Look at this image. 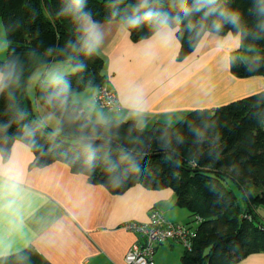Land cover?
Masks as SVG:
<instances>
[{
	"label": "trees",
	"instance_id": "16d2710c",
	"mask_svg": "<svg viewBox=\"0 0 264 264\" xmlns=\"http://www.w3.org/2000/svg\"><path fill=\"white\" fill-rule=\"evenodd\" d=\"M49 2L54 15L44 0H0L7 35V59L0 60V72H11L0 90L4 158L21 140L35 155L33 166L65 162L114 194L137 184L173 189L177 205L189 211L192 221L200 218L193 249H183V264H235L264 252V223L256 210L264 206V91L191 111L176 125L156 123L144 129L134 121L95 122L72 96L108 83L105 60L97 49L91 55L82 49L73 0ZM140 2L83 0L81 11L97 23H123L134 41L165 25L177 28L179 59L194 51L206 32L239 34L240 53L229 62L232 73L241 78L264 76V0H217L220 9L238 14L235 24L219 13L205 17V9L196 10V0H188L187 15L178 0H149L147 8L137 11ZM145 11L156 15L135 28L127 25L129 18L142 17ZM58 57H70L75 67L59 77L67 91L55 79L42 78L35 95L59 119L54 131L27 108L24 88L34 70Z\"/></svg>",
	"mask_w": 264,
	"mask_h": 264
},
{
	"label": "crops",
	"instance_id": "0c3cea01",
	"mask_svg": "<svg viewBox=\"0 0 264 264\" xmlns=\"http://www.w3.org/2000/svg\"><path fill=\"white\" fill-rule=\"evenodd\" d=\"M2 22L0 17L4 61L7 35ZM95 25L102 40L97 51L105 60L106 86L119 101L106 112L95 102L97 88L74 93L73 101L82 103L95 122L134 121L144 129L156 123L176 125L191 111L264 91V76L241 78L231 71L229 62L241 49L239 34L206 32L194 51L179 59L177 28L165 25L134 41L119 21ZM47 67L42 78L51 69ZM65 70L55 68L57 73ZM35 100L38 103L36 96ZM11 146L6 158L0 149V264H127V251L140 236L124 228L126 223L147 222L152 209L175 224L192 221L189 211L177 205L173 189L137 184L114 194L65 162L33 166L35 155L21 140ZM176 243L180 244L170 240L159 246L155 263L171 264L169 255L178 261L184 250L176 249ZM235 264H264V252Z\"/></svg>",
	"mask_w": 264,
	"mask_h": 264
},
{
	"label": "built area",
	"instance_id": "2783aa9c",
	"mask_svg": "<svg viewBox=\"0 0 264 264\" xmlns=\"http://www.w3.org/2000/svg\"><path fill=\"white\" fill-rule=\"evenodd\" d=\"M95 102L101 109L111 111L118 107L119 101L115 92L104 85L98 88ZM157 209L149 213V220L143 224L131 221L124 228L137 233L140 239L135 242L126 255L127 264H156L154 254L156 249L170 240H177L185 250L193 249L194 239L200 218L188 224H175L164 217Z\"/></svg>",
	"mask_w": 264,
	"mask_h": 264
},
{
	"label": "clouds",
	"instance_id": "9594fccd",
	"mask_svg": "<svg viewBox=\"0 0 264 264\" xmlns=\"http://www.w3.org/2000/svg\"><path fill=\"white\" fill-rule=\"evenodd\" d=\"M149 0H141L139 8H147ZM197 5L199 7L196 9L199 11L201 8L205 9L204 16L209 17L216 13L235 24L238 21V14L234 12H226L223 9H220L217 4V0H196ZM73 4L76 12V20L80 24V31L82 33V49L84 50L86 55H91L101 44V36L97 32V28L95 22L91 20V16L88 13L82 12L83 0H73ZM178 6L180 10L187 15L190 11L188 6V0H178ZM156 15L152 11H145L143 16H134L127 20V25L129 27L135 28L140 25L141 22L150 21L153 16ZM214 27L219 28V24H214ZM83 67V65H81ZM11 76V72L4 73L0 72V90L7 86V80ZM55 83L64 84V91H67V83L63 81L61 78H55Z\"/></svg>",
	"mask_w": 264,
	"mask_h": 264
},
{
	"label": "rangeland",
	"instance_id": "374dc122",
	"mask_svg": "<svg viewBox=\"0 0 264 264\" xmlns=\"http://www.w3.org/2000/svg\"><path fill=\"white\" fill-rule=\"evenodd\" d=\"M36 58V57H35ZM34 60V58L32 59ZM38 60V59H37ZM56 66H65L66 70L62 71L60 73L55 72V68ZM47 66H43V67H39L38 70H34V72L32 73V75L30 76L28 82H26V96H28V100L30 102V108L34 111V113L39 117V119L42 121V123L51 128L54 131H57L59 128V119H57V117L51 113L49 110L45 109L44 107H42V105L38 102H36L35 100V95H36V83L39 81V79H42V74L43 72H46L45 70H47ZM50 71L48 72V75L45 78V81H50L60 77L62 75L68 74V73H72L75 70L74 64L71 62V60H64V61H57V62H53L50 64ZM38 79V81H37ZM28 105V103H27ZM29 107V106H28ZM27 107V108H28ZM45 110V111H44ZM104 110V109H103ZM105 111V110H104ZM45 112V113H43ZM107 112V110H106ZM150 127V126H149ZM258 212V215L261 219V222L264 223V206H258V208L256 209ZM176 249H179L180 252L185 249L184 246L182 244L176 243L174 244ZM175 249V250H176ZM180 254L178 253V261L175 260L171 255H169L168 257V263L171 264H180L182 263L181 259H180Z\"/></svg>",
	"mask_w": 264,
	"mask_h": 264
},
{
	"label": "water",
	"instance_id": "95a60500",
	"mask_svg": "<svg viewBox=\"0 0 264 264\" xmlns=\"http://www.w3.org/2000/svg\"><path fill=\"white\" fill-rule=\"evenodd\" d=\"M44 2L46 3V5L48 6V8L51 10V12H52V14L54 15V11H53V9H51V5H50V2H49V0H44ZM68 59H70V57H58V58H54V59H51V60H49L48 62H50V63H53V62H57V61H64V60H68ZM43 65V64H42ZM26 84V83H25ZM27 85V84H26ZM26 85H25V88H24V92H25V98H26V100H27V103H28V108L29 109H31L30 107V102H29V100H28V96H26L27 94H26ZM88 141H90L91 143H94V142H105L106 140H103V139H90V140H88ZM89 142V143H90Z\"/></svg>",
	"mask_w": 264,
	"mask_h": 264
}]
</instances>
